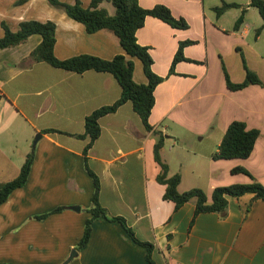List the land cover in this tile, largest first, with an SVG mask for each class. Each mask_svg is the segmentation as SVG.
Instances as JSON below:
<instances>
[{
    "label": "crops",
    "instance_id": "1",
    "mask_svg": "<svg viewBox=\"0 0 264 264\" xmlns=\"http://www.w3.org/2000/svg\"><path fill=\"white\" fill-rule=\"evenodd\" d=\"M0 0V37L3 23L16 32L24 21H53L57 25L55 55L66 60L79 55L113 59L123 54L111 30L93 34L47 0ZM75 3L77 0H60ZM89 7L90 0H80ZM223 2L241 7L221 16ZM146 9L167 6L189 27L176 29L148 16L137 41L148 47L153 71L164 78L155 90V106L147 130L127 102L100 119L101 136L88 154V166L99 177L100 203L113 217H123L143 242L154 246L155 264H264V200L253 194L228 196L225 215L202 213L194 223L195 200L176 209L164 200L166 186L157 181L161 171L154 147L165 137L161 158L169 175H181L180 192L203 189L209 199L215 188L247 184V169L264 185V87L250 85L231 91L245 80L242 55L264 82V20L250 0H139ZM101 7L110 14L113 5ZM244 22L235 29L237 20ZM186 60L175 72L171 66L180 43ZM42 42L33 35L15 47L0 50V188L15 179L27 155L35 160L26 185L15 190L0 207V264H150L147 249L137 244L118 222L99 218L88 245L77 250L91 214L94 182L85 168L86 117L114 104L122 88L110 73L79 74L34 62L31 53ZM134 80L147 83L143 63L135 58ZM233 121L245 122L261 135L247 159L214 160ZM46 129L59 132L45 133ZM41 135L33 146L37 135ZM251 205V207H250ZM80 207V211L70 207ZM58 207L40 220V216Z\"/></svg>",
    "mask_w": 264,
    "mask_h": 264
},
{
    "label": "trees",
    "instance_id": "2",
    "mask_svg": "<svg viewBox=\"0 0 264 264\" xmlns=\"http://www.w3.org/2000/svg\"><path fill=\"white\" fill-rule=\"evenodd\" d=\"M27 1L29 0H20L18 4H23ZM47 1L52 7L64 11L69 17L82 23L89 34L104 29L111 30L118 37L120 45L124 50L123 54H119L110 60L87 54L61 60L57 58L54 52L57 29L55 22H41L37 20L24 21L20 24L19 30L16 32L12 31L6 23H3L5 33L3 37H0V50L18 46L26 42L29 37L38 34L42 36V42L31 53V59L34 62H45L54 68L79 74L90 70L110 73L116 78L122 88L120 99L114 104L103 106L87 116L85 120V133L83 135H75L79 138H90V142L84 149L85 168L94 182L92 207L88 210L91 217L86 220L84 234L78 242L76 249L82 250L88 245L93 231V223L99 218H105L110 222L120 223L135 243L147 249V260L150 264H155L152 259L154 246L151 243L141 241L136 236L134 230L128 225L125 218L110 216L107 210L101 205L99 198L101 190L100 179L88 166V154L94 142L101 136L100 119L106 115L115 113L127 102L133 104V108L140 116L145 128L147 130L153 129L150 123V116L155 106V90L164 81V78L153 71V58L149 52V48L140 45L137 41V32L144 26L146 18L148 16L158 18L176 29H187L189 24L183 18H176L165 5H156L153 8L146 9L139 4V0H90V5L87 8L83 6L80 0H77L75 3H66L60 0ZM105 1L113 5L115 8L114 14H110L106 8L101 7V4ZM250 6L257 8L264 20V0H250ZM239 7L241 5L237 3L223 2L221 6L215 8V11L217 16H221L228 10ZM243 22L244 16L242 15L237 20L235 29H239ZM190 43L192 42L180 43L171 66V74L175 72L177 63L186 60L183 50ZM135 58L141 60L143 63L147 83H137L134 80ZM242 60L246 77L241 83H233L223 65L228 89L231 91H240L250 85L264 87V82L259 75L248 67L244 55H242ZM43 132L51 133L59 131L46 129ZM260 135L261 132L258 129H248L245 122L233 121L227 129L218 151L213 155V159L232 160L249 158ZM164 140L165 137L160 134V138L154 147L155 160L161 167L157 181L166 186V191L163 196L164 200L174 202L177 210L191 200H195L196 209L192 223L202 213H219L225 215L228 209V196L240 198L247 194H253V200H264V185L243 167L234 168L232 171L233 173H243L249 176L251 182L217 187L214 189L211 199H209L207 193L201 188H193L186 192H180L181 175L175 174L170 176L169 166L161 158V149L164 146ZM34 160L35 149L27 155L20 174L0 188V207L10 198L15 190L26 185ZM64 209L65 207H58L49 213L36 216V218L43 220L50 214L61 212Z\"/></svg>",
    "mask_w": 264,
    "mask_h": 264
},
{
    "label": "water",
    "instance_id": "3",
    "mask_svg": "<svg viewBox=\"0 0 264 264\" xmlns=\"http://www.w3.org/2000/svg\"><path fill=\"white\" fill-rule=\"evenodd\" d=\"M41 138V135H37L36 139L34 140V143H33V146L35 147L36 144L38 143L39 139ZM71 209L73 210H76V211H80V207H77V206H74V207H70ZM77 251L76 250H73L71 252V255L69 256V258L64 262V264H68L69 262H71L73 260L74 257L77 256Z\"/></svg>",
    "mask_w": 264,
    "mask_h": 264
}]
</instances>
